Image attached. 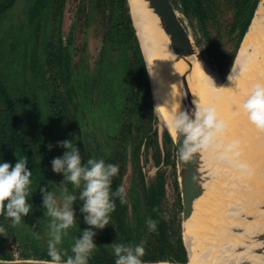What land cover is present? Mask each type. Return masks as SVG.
<instances>
[{
  "label": "trees",
  "instance_id": "16d2710c",
  "mask_svg": "<svg viewBox=\"0 0 264 264\" xmlns=\"http://www.w3.org/2000/svg\"><path fill=\"white\" fill-rule=\"evenodd\" d=\"M57 1L59 2H55L52 8L50 9V16H53V18H55V23L57 24V34L58 38H60L59 30L61 26V20L59 19L60 17L58 18V16H61L63 13V5L65 0ZM172 1L174 2V4L177 5V8L180 11L184 12V14L190 18L191 23L194 26L199 25L204 32L205 30L207 31L209 24L211 26L212 22H215L218 27H236L238 25L236 22L234 25H232L233 21L224 22V15L226 11H230L231 9L233 11L232 19L241 21L238 46L240 42H242L241 40L244 37L248 26H250L251 24V18L254 14L255 9H257L256 7H258L257 5L259 3V0ZM42 2V0H35L33 5L28 8V10L24 11L25 15L23 14L24 20L28 18V23L26 24L33 25L34 30H37L42 19H44V17L46 18V8L45 5L42 4ZM16 3L17 1L15 0H0V22H2V18L5 17L7 14L11 15V18L14 19H18L21 16L19 14L15 15L11 11V9L16 5ZM99 5L100 11L104 14L106 12V8H108L110 11L108 18L109 24L105 32V43H108L109 40H113L117 44V46L120 47L121 51V54H119L117 57L110 56V54L106 51V53L104 54L105 60L103 64H109L110 57L116 59L118 58L119 63L115 64V66L122 65L124 66V68H126L125 76H127V79L129 81L128 83H130L128 85L129 91L133 94V111L135 114V117L132 118L131 123L128 124V127H135L134 122H138L139 118L142 119L139 122L140 125L137 126L136 124L135 128L143 134H137V138L139 139L137 141V147L134 150L132 149V155L134 154L133 159H135L132 162L134 163L135 161L140 166L141 158L139 156H141V148L143 145L146 146V144L143 143V136L146 137L148 132L151 130L153 125L150 126V123L155 122L157 120L153 108L151 88L149 84L145 61L133 28L132 19L129 14V8L126 4V0H106L105 3H100ZM108 5L110 7H108ZM83 9L84 8H82V10ZM17 21L19 22L20 19H18ZM23 30L24 28L22 26L21 31ZM2 31L3 30H1L0 32ZM5 35V38H9L8 41H10V39H12V37L14 36L13 28H7L4 31V36ZM225 39L226 36L224 35L222 37V40L225 41ZM20 47V43H13V45L11 47H8L6 51L2 50L1 55L5 57V55L9 54L11 51H17L16 54H19L20 52L18 53V50L20 49ZM105 50H107V47H105ZM20 51H22L24 55L28 54V57L31 53L29 49H20ZM33 56L36 57V54L31 53L30 57L33 61L31 66H33V64L35 66V58H33ZM16 58H19V56L17 55ZM222 59L223 62L226 63V65H230V61L227 59V57L222 56ZM60 60L62 66L67 68L69 59L61 56ZM11 64L13 65L14 70L13 73L11 72V70L6 72V82H3L0 78V107L4 106V108H0V163H10L11 159L15 155L23 154L24 156H27L28 165L32 168L35 173L38 172L40 175H42L38 182L33 181L32 192H34L35 189L40 190L41 187L45 186L47 187L48 191H50V189H53V185L50 183V180L52 178H54V185L57 184L58 186L61 183L59 180V176L64 180L63 173H58V175H56L55 173H46L45 175V164L49 161L50 157H54V153H57L59 157H62L64 152L68 151L67 149L60 147L57 144L58 141L70 140L74 146H77L79 148L82 163H86L87 160L85 161L82 156V145H80V143L76 144V141H72L75 138L74 131H71V133L66 134L68 135L67 138L62 137L65 134L58 133L61 125V130L67 125L62 121V115L56 110L50 107L47 108V116L45 118L48 122H42L41 118L38 119V121L36 122V126L31 123L26 124L25 126L27 127L22 126L23 124L22 122H20V120L22 118L21 112L23 110H20V99H13L11 96L12 93L10 92L14 91L15 86L10 85L9 78L13 77V75H16L18 73H22L25 76V72L22 71L24 69V65L22 69L21 67L19 68L20 64L19 62L14 60V58L12 59ZM41 68L43 72L44 65H42ZM61 71L64 72V69H62ZM61 71L59 70L60 74ZM99 76L101 77V83L107 81V76L105 77V75L103 74V69L102 72L100 71ZM83 91L88 93V90H84V88ZM50 97L51 95L49 94L48 98ZM52 97H54V95H52ZM49 105L52 104L49 103ZM36 114L37 117H39V112ZM64 114H67L69 117L71 115L69 111L67 113L64 112ZM34 115V113L31 114V121L34 120ZM23 118H25L24 112ZM35 127H37L38 130H35ZM42 132H45V135H47L48 138L46 140L42 139L43 145L40 143L41 145L39 146V140L36 136H39V134H42ZM165 132L166 139L164 146L165 148H167L168 152L171 153V156H174V153L172 151V148H174V146L171 135L169 134L167 129H165ZM114 141L116 143L118 139L115 137ZM154 143L158 145L157 138L154 140ZM49 144L53 145L51 150H49L48 148ZM83 146L88 153L87 159H93V152L91 151L90 146L88 144ZM123 146L124 144H118L116 147L118 148V150H112L117 151L116 153H114L113 157H107V159L104 160L106 164L118 163L119 166V174L113 177L112 179V191H115L119 186L122 185V178L125 174L127 161L126 159L128 157V153L126 151V146L124 147V151L122 150ZM39 149L41 150V154L38 156L37 151H39ZM100 156L104 157L106 155H103L101 153ZM169 156L170 155H167V163H169V161L172 162V158L170 159ZM156 162H159L157 158ZM173 166L174 168H176L174 161ZM134 167H136L135 164ZM160 173L161 174L156 175L154 180L149 184V187H147V183L142 174L140 175V183L142 185L141 188H139V183L134 180V184L132 185L134 194L131 196V202H129L126 198L127 203L122 205L118 197H113L116 204V208L114 212L110 213V224L107 225L104 229H92L93 231L96 230V235L93 237L94 241L96 242V250L90 256L88 264H115L116 257L113 252V245L124 244L126 246H135L140 244L141 241H145V254L141 258L142 261L161 260L159 262H163L166 260H170L183 263L188 262L185 253V246L182 240L181 225L178 223V227H176L177 230H174L175 228L173 226V222H175V218L172 221L167 220L165 216V211L162 207V199L165 196L166 192V175L162 170L160 171ZM176 180L177 177L175 181ZM64 182V184L66 185H62L61 188H69L72 186L71 182ZM176 186L179 191L178 182ZM80 191L81 189H78V195L80 194ZM39 193L42 194L41 191ZM40 198L42 199V196H40ZM132 203L134 204L133 217L135 218V220L136 218H139V221L135 225H133V223H130L128 219V208L129 205H132ZM143 203L144 205L142 206ZM142 207H145V214L143 217H139L138 214L140 210L138 209H141ZM36 208V210H40L44 213L46 211V209L42 206V204L40 205V203L36 206ZM41 208H43L44 211ZM149 218L158 222L157 230L154 232H150L148 229L147 220ZM33 220L35 225H33L34 228H32L33 226H31L29 228L28 233H20L14 231L11 227V218H6L4 215H0V227H3L6 230V235L0 234V258L13 259V255L11 253V245L16 244V241L20 242V244L25 243L24 239L30 237L29 245L32 246V253L34 255H37L38 259H51L48 255V241L50 239V236L45 234L46 228H49L51 218L48 216L37 215ZM82 222L80 223V225H74L75 228L79 229L78 235L71 232L72 230L69 229L68 235L63 237L62 243L57 246L62 254V260H66L68 255H73V253L71 252V248L75 243V240L78 239L81 236L82 231L89 226L85 223L84 220ZM140 226H143L145 231L142 232L140 230ZM37 234L39 237H43L41 238L42 240L40 243V240L37 241ZM8 239L10 243H8ZM20 239L23 240V242L20 241ZM29 245L26 244L27 247H29ZM23 254H25L24 251Z\"/></svg>",
  "mask_w": 264,
  "mask_h": 264
},
{
  "label": "bare ground",
  "instance_id": "6f19581e",
  "mask_svg": "<svg viewBox=\"0 0 264 264\" xmlns=\"http://www.w3.org/2000/svg\"><path fill=\"white\" fill-rule=\"evenodd\" d=\"M130 4L150 69L157 109L168 127L171 118L180 110L181 77L191 69L188 82L194 99L202 106L214 107L217 119L225 125L220 133L227 136L230 127L231 141L241 142L239 146L229 142L220 149V141L214 145L220 134L217 133L206 148L200 149L204 191L195 199L191 215L183 219L182 226L188 248V262L163 261L156 264H238L244 257L251 255V245L248 244L250 236L256 231L264 230V216L261 215L264 214V209H255V204L264 200V131L251 123L242 108L243 101L254 85L264 84V0L260 1L242 39L231 70L233 81L226 79L224 83L228 80V85L223 86L214 81L207 66L196 55L176 58L169 47V36L160 26L159 19L148 9L145 0H130ZM207 75L214 83L209 81ZM216 102H220L219 109L217 105L214 106ZM171 132L176 136L174 129ZM230 145L236 146L237 151L230 153ZM242 150L246 153L247 160H250V165H244V158L240 157ZM226 158L230 159L228 163ZM234 171L240 172L242 181H239L240 176ZM244 175L246 180H243ZM234 176L238 178L242 189H237L236 184L231 186ZM217 180L220 181L219 184L216 183ZM243 193L247 197L244 199L249 202L245 201V206H234ZM241 213L248 218L242 216L240 221L237 215ZM261 224L260 229L258 226ZM193 244L195 251L191 247Z\"/></svg>",
  "mask_w": 264,
  "mask_h": 264
},
{
  "label": "rangeland",
  "instance_id": "374dc122",
  "mask_svg": "<svg viewBox=\"0 0 264 264\" xmlns=\"http://www.w3.org/2000/svg\"><path fill=\"white\" fill-rule=\"evenodd\" d=\"M105 2L106 0H65L64 5H63V13L61 15L63 17V26H62L63 37L65 38V41H68V42H69V39H71L70 42H71V55H72L71 56L72 57V62H71L72 80L78 74L82 73L83 75L86 72L90 77V84H88L87 81L86 83L89 87V91L93 95L94 100H96L97 97L99 98V94H100L99 109L95 108V111L98 112L99 117L102 122L100 120L96 122H88V130L90 131V133L87 132L89 141L94 143L93 144L94 149H91V151L94 152V154L97 156L98 155L100 156V152L106 153L107 150L112 151L113 145L120 143L119 137H117L119 141H117L116 143L113 138H115L116 135L122 132V130L126 127L124 124L129 122L130 118L135 117V114L133 111V107H134L133 94L129 91L128 85L130 83H128L129 81L127 79V76H125L126 68H124V66L122 65L115 66V64L119 63L118 58L116 59V58L110 57L109 64H103L105 60L104 54L106 53V51L112 57L113 56L117 57L119 54H121L120 47H118L117 44L113 40H109L108 43H105V40H104L105 34H106L105 32L109 24L108 18H109L110 11L108 8H106V12L104 14L103 12L100 11L99 4L105 3ZM29 4L30 3L29 2L27 3L25 0L19 1V7L25 9V11L28 10L27 8H29ZM108 7L110 6L108 5ZM82 8L84 9L82 10ZM13 10L14 8H12V12ZM23 14L25 15V13H21V14L19 13V15H21L18 18L20 19L19 22H17L18 19L13 20L10 17H9L10 20L8 22L7 18H5L3 22L2 30L5 31L10 26L15 27L18 23L22 24V22L24 21L25 23H27L28 19L24 20ZM185 18L188 21V23L190 22L189 25L193 31L196 42L201 52L203 53L205 59L211 65L210 67H212L214 71L215 78L219 82H221L218 84L222 86L228 85L227 84L228 80L225 83L224 81L227 79L226 75L233 64L235 54L237 52L236 50H237L239 36H240L241 21L232 19L233 11L230 9V11L229 10L226 11L224 15V22L233 21L232 25H234L236 22L238 24L236 27L235 26L232 28L218 27V25L215 22H212L211 26L209 24L207 31L205 30L204 32L203 29L199 25L194 26L191 23V20L189 17L185 15ZM19 32L20 31L18 28V33ZM224 35L226 36L225 41L222 40V37ZM105 47H107V50H105ZM222 56L227 57V59L230 61V65H226V63L223 62ZM101 69H103V74L105 75V77L107 76V81L103 83L100 82L101 77L98 76L99 71ZM58 71H59L58 68L54 66L53 70H51L50 72L55 73V75L50 76V80H51V84L57 87V89L61 92L67 89V87L62 86V76L61 75L59 76ZM4 78L6 77L4 76ZM22 78L23 79H21V82L23 83L25 82L26 87H27V84L30 83L32 93L33 92L36 93V99H37L36 103L41 105V103H43L41 101L43 98H45L47 91H43L44 88H42L41 84L37 85V82L33 83L32 81H29L28 79L24 77ZM37 81L41 82L39 79H37ZM85 102H87L86 99L84 100V103ZM214 106H216L217 109H219L220 102L214 103ZM157 125L159 127V133L161 135V141H162V131L164 130L165 124L163 122H157ZM103 133L104 135L102 136ZM130 133L133 134L132 131ZM227 136H229V138ZM227 136H225L223 133H220L219 136L214 141V145L217 144L218 141H220L218 143H221V146H222V147L220 146V149H221V148H224L226 144L228 145L229 142L237 144V146H239V143H241V142H237V140H235L236 143L235 141H231L232 139H230V137L232 136V131L230 130V127L228 129ZM62 137H67V135H64ZM103 137H105V140L103 139ZM136 147H137V141L136 142L131 141L130 144L128 145V152H129L128 167L130 168V170H133V167H134V163L132 162L133 157H132V154L130 155V151H132V149H135ZM114 149L118 150V148H114ZM233 151H237L236 146H232V148H230V153ZM116 152L117 151H113V154ZM156 152H157V148L153 142H151L149 145H146V146L143 145L141 148V154H140L141 155L140 158L142 161V164L140 166L141 168H143L142 172L144 173L145 181L148 184H150L154 180L158 170H162L165 173L166 192H165V196L162 199V207L165 211V216L167 220L172 221L175 218V222H173V226L175 228L174 230H177L176 227H178V223L181 224L182 222V226H183L182 197H181L180 187L178 191L177 186H176L177 180L175 181L176 177L178 178V173H177L176 168H174L173 166V162L169 161V163L167 164H165V162L164 163L162 162L160 163L161 164V167H160L159 166L160 164L156 162V157H157ZM165 152H166V149L162 145L163 158H164ZM243 153L245 152H243L242 150L241 158H244V159L246 158L247 160L246 153L244 154V157H243ZM55 157H59L57 153H54V157H50L51 161ZM171 158H172L171 160L174 159L173 161L175 163V166H177L175 151H174V156H171ZM229 160H227L226 158V163H228ZM116 165H118V163H116ZM135 165L137 169L139 170L140 169L139 164L135 162ZM244 165H246V163H244ZM120 166H121V163H120ZM174 170L176 171V173ZM238 171H234V173H236L238 177L240 176L239 181H242L241 174H239L240 172ZM56 175H58V173H56ZM229 175L232 176V174H229ZM246 178L247 177H245L244 175L243 180H246ZM134 179H136V181L139 183V188H141L142 185L139 182V179H140L139 173L138 174L136 173V177ZM59 180L61 182L59 186L57 184L54 185V178L50 180V183L53 185V189H50V191L54 193V195L56 196L58 200L61 195V190H62L61 186L66 185L64 184L65 182L60 176H59ZM231 180H232L231 186L236 184L238 186L237 189L239 187L242 189V186L240 185V183H238L237 181L238 178L236 176H234ZM250 182L251 181H249V183ZM216 183L219 184L220 181L217 180ZM178 184H179V181H178ZM247 184H248V181H247ZM122 186L126 190V198L128 199L129 202H131L130 201L131 196L134 194V191L132 189L131 182L128 179H126V176H124L122 179ZM67 189L70 194L77 196V200L73 202V209H74V214L76 217V224L80 225V223L84 220V213L80 212V208L83 205V201L79 199L78 197L79 195L77 193L78 189L74 188L73 185ZM244 198H247L245 193H243L242 196H239V201H236L237 204L234 206L236 207L245 206L246 205L245 201L249 202V200H246ZM240 199L243 202L242 201L240 202ZM27 200H28V203L32 205L31 211L33 210L32 212L34 213V215L38 214V211L33 209L34 205L32 201L29 199V197L27 198ZM40 202L42 203V199H40L39 201L38 200L35 201L36 205H39ZM143 205L144 203L142 204V206ZM133 207H134L133 203L132 205H129L128 219L130 223H133V225H135L139 221V218H136L135 220V218L133 217V213H134ZM138 210H140L138 216L143 217L145 214L144 212L145 207H142L141 209H138ZM30 212L28 215L22 217L23 220L21 224L13 227L14 231L20 232V233L29 232V228L32 225L31 220H30L31 219ZM241 214L237 215L240 221L242 220V216L245 217V219L248 218L243 213ZM33 224H34V220H33ZM74 225L70 228L72 230L71 232L78 235L79 229L75 228ZM262 225L263 224L259 225L258 228H260ZM34 226L32 228H34ZM89 227L91 226H88L86 228H89ZM96 230L94 231L96 232ZM140 230L142 232L145 231L143 226H140ZM49 232H50V229L46 228L45 234L50 236ZM192 236H194L193 233H192ZM41 238L43 237H39L37 240V241L40 240L39 243L42 240ZM20 241L23 242V240L21 239ZM24 242L29 245L30 237L25 238ZM193 242H194V239H193ZM8 243H10L9 239H8ZM15 243L16 244H14V247H16V249L17 248L20 249V252L24 251L26 254L25 257L37 258V255H34L32 253V249H30V247H27L25 243H22L24 245L20 244V242H17V241ZM191 247L195 251V248H196L195 245L193 244V246ZM185 253L187 257V249H185ZM22 257L23 256H21V253H20V255H18L16 258H22Z\"/></svg>",
  "mask_w": 264,
  "mask_h": 264
},
{
  "label": "clouds",
  "instance_id": "9594fccd",
  "mask_svg": "<svg viewBox=\"0 0 264 264\" xmlns=\"http://www.w3.org/2000/svg\"><path fill=\"white\" fill-rule=\"evenodd\" d=\"M207 76L209 81L214 83L213 79ZM227 79L233 81L232 72ZM193 103L195 110L191 116L187 112H178L169 123V129L176 132V142L178 133L186 136L179 148L185 161L197 153L198 149L206 148L215 135L225 128L224 122L217 119L214 107L202 106L196 100ZM242 108L251 123L264 131V84L254 85L243 101ZM57 144L68 151L64 152L62 157H56L51 161L52 170L55 173H63V181L71 182L74 188L81 189L78 196L83 201L80 212L86 214L84 221L91 227L85 228L81 236L75 240L71 248L73 255H68L66 260H62V254L57 246L62 243L63 237L68 235V230L76 224L73 202L77 200V196L70 194L67 187H64L58 200L46 186L41 187L42 206L46 209L45 215L51 218L48 241V255L51 258L49 264H88L90 256L96 250V242L93 239L96 232L92 229H104L110 224V213L116 208L113 197H118L122 205L126 204V190L122 185L115 191L111 189L113 177L119 174L118 165L106 164L103 159H87L86 163H82L79 148L70 140L58 141ZM52 147V144L48 145L49 150ZM27 164L26 156L19 158L14 167L8 162L0 163V215L11 218L13 227L21 224L22 217L28 215L32 209L27 200L32 172L27 168ZM157 224L156 220L151 218L147 220L150 232L157 230ZM0 234L6 235L3 227H0ZM144 245L145 241L135 246L113 245L115 264H142Z\"/></svg>",
  "mask_w": 264,
  "mask_h": 264
},
{
  "label": "flooded vegetation",
  "instance_id": "af4514ba",
  "mask_svg": "<svg viewBox=\"0 0 264 264\" xmlns=\"http://www.w3.org/2000/svg\"><path fill=\"white\" fill-rule=\"evenodd\" d=\"M17 1L13 13L15 15L17 14H21L24 13L25 9L20 8L19 7V1L21 0H15ZM27 3L29 2V8L33 5L35 0H25ZM42 4L45 5L46 8V18L44 17V19H42L40 25L38 26L37 30H34V26L30 25V24H26L25 21L22 22V24H17L15 27L14 26H10L11 28H13V34L14 36L12 37V39H10V41H8L9 38H5L6 35L4 36V30L2 32H0V68H1V75L0 78L3 82H6L7 78H4V76L6 77V72L11 70V72L13 73V65L11 64L12 59L14 58V60H16L17 62H19V68L21 67V69L23 68L24 65V69L22 71L25 72V76L22 73H18L16 75H13V77H10L9 81H10V85H14L15 89L12 93V98L13 99H20V110H23L21 112V120L20 122H22V126L23 127H27L25 126L26 124H33L34 126H36V122L38 121V119L42 118V122H48L46 120V116H47V108L50 107L54 110H56L58 113H60L62 115V121L67 125L65 126L62 130V125L60 126L59 132L61 134H69L71 133V131L75 132V138L72 141H76L75 143L78 144L80 143V145H82V156L84 158V160L86 161L88 158V153L87 150L84 148L83 145L88 144L90 146L91 149H94L93 146V142H90L88 139V135L87 132L90 133V131L88 130V122H96V121H101L98 112L95 111V108L99 109V102H100V94H99V98L97 97L96 100H94L93 95L91 94V92L89 91V87L87 89V83L90 84V77L89 75L85 72L83 75L78 74L77 76H75V78L72 80V74H71V62H72V55H71V39H69L68 41H65V38L63 37V30H62V26H63V17L62 16H58V18L61 20V26H60V30H59V36L60 38H58V34H57V24L55 23V18H53V16H50L51 14V8L53 6V4L56 2L58 3L56 0H42ZM174 3V2H173ZM176 5V4H175ZM19 7V8H18ZM177 7V5H176ZM28 9V8H27ZM19 10V11H18ZM12 11V9H11ZM11 16H9V14H7L5 17L2 18V22H0V25L3 26V22L4 19L7 18V21L9 22ZM48 17V19H47ZM13 20H15L14 18H11ZM28 19V18H26ZM18 22V21H17ZM28 23V21H27ZM13 24V22H12ZM56 24V25H55ZM2 26H0V31L2 30ZM23 26L24 30L21 31V27ZM6 28V27H5ZM9 28V27H8ZM18 28H19V33H18ZM17 30V31H16ZM15 32V33H14ZM13 43H20L21 47L20 49H29V51L31 53H35L36 57L33 56V58H35V66L33 64V66H31V64L33 63V61L31 60V53L28 57V54L24 55L22 53V51H20V49L18 50L19 54H16L15 51H8L9 54H6L5 57H3L1 55L2 50L6 51L8 49V47H11L13 45ZM5 45V46H4ZM60 50V53H59ZM19 56V58H16V56ZM61 56H63L64 58H68L69 62H68V67H63L61 64ZM4 62V63H3ZM44 65V69L42 72V68L41 66ZM27 66V67H26ZM58 68V70H62L64 69V72L58 71L59 76H62V86L67 87V89H65L64 91H59L57 89V87L53 86V84H51V80H50V76L55 75V73L50 72L51 70H53V67ZM49 70V71H48ZM102 72V69L100 70ZM99 71V74H100ZM4 75V76H3ZM99 76V75H98ZM8 77V76H7ZM22 77L28 79L29 81L37 82V85H42L43 91H47L46 92V96L45 98H41L43 103L38 104L37 99H36V93H32L31 87H30V83L26 84L25 82H21V79H23ZM37 79H39L41 82H38ZM72 81V83H71ZM87 81V83H86ZM53 86V87H52ZM69 88V90H68ZM84 90H88V93L83 91ZM136 88V87H135ZM41 90V89H39ZM38 90V91H39ZM37 91V92H38ZM49 94L51 95L50 98H48ZM52 95H54V97H52ZM87 100V102L84 103V100ZM44 100V101H43ZM45 102V103H44ZM52 104V105H49ZM0 108H4V106H1ZM70 112V117L66 114H64V112ZM23 112L25 114V118H23ZM39 112V117H37V114ZM34 113V120L31 121V114ZM88 119V121H87ZM132 118L129 119V122H127L126 120V124H124L126 127L122 130L121 133H119L118 135H116L115 137H119L120 143L119 144H124L122 150L124 151V147L126 146V151H127V155H129L128 152V145L130 144L131 141H138L139 139L137 138V134H143L142 132L138 131V129H136V124L137 126L140 125L139 122L142 120L141 118L138 119V122H134L135 123V127H128V124L131 123ZM50 121V120H49ZM102 122V121H101ZM133 124V122H132ZM152 126L151 130L148 132L147 136H143V143L144 144H150L151 142L154 143V140L157 138L158 139V145H156L157 148V159L159 160V162L157 163H164L167 164V155L171 156V153L168 152L167 148H165L164 143H165V139H166V132L165 129L162 131V141H161V135L159 133V127L157 125V122H151L150 126ZM29 129V127H28ZM27 129V130H28ZM35 130H38L37 127H35ZM56 131V130H55ZM133 132L130 133V132ZM103 132V131H102ZM155 132V134H154ZM37 134V133H35ZM45 132H42V134H39V136H36L37 139L39 140V146L42 144V139L46 140L48 137L47 135H45ZM104 135V133L102 134V136ZM71 136V135H70ZM68 137V135H67ZM65 137V138H67ZM32 138V137H31ZM35 139V136H34ZM58 139V138H57ZM103 139L105 140V137H103ZM114 139V138H113ZM118 140V141H119ZM104 142V141H102ZM41 143V144H40ZM43 145V144H42ZM115 144L112 147V150L114 148H116ZM162 145L164 146V148L166 149V152L164 154V158H163V153H162ZM142 146V145H141ZM145 146V145H144ZM44 147V146H43ZM47 147V145H46ZM134 150V149H133ZM56 152V151H55ZM83 152L85 153V156L83 155ZM38 156L41 154V150L39 149V151H37ZM106 155L104 157L102 156H97L94 154V152L92 153L93 155V159L95 160H106L107 157H113V151L107 150L106 153L100 152V154ZM133 153V151H130V155ZM134 155V154H133ZM132 155V157H133ZM24 155H15L12 159L10 164L14 167L15 163L17 162V160L19 158H22ZM53 156V155H52ZM169 156V158L171 159V157ZM27 157V156H26ZM140 157V156H139ZM126 168H125V174L124 176H126V179H128L131 184H134V179L136 177V173H139V176L142 174L144 176V173L142 172L141 166L140 169L138 170L137 167H133V170H130V168L128 167V157L126 159ZM135 160V159H133ZM132 160V161H133ZM135 164V161H134ZM141 165V162H140ZM161 167V164L159 165ZM27 168L32 172V176L30 177L31 179V184L29 185V199L32 201L33 203V209L36 208V203L35 201H39L41 198L39 197L40 194V190L35 189L34 192L32 189V185H33V181H39L40 177L42 175H40L38 172L35 173L32 168L27 164ZM45 175L46 173H55L52 170V164H51V159H49V161L45 164ZM144 171V170H143ZM161 170H158L157 174H161L160 173ZM145 172V171H144ZM56 174V173H55ZM156 174V175H157ZM123 176V177H124ZM145 178V176H144ZM123 179V178H122ZM140 182V179H139ZM177 182H178V178H177ZM138 183V182H137ZM147 183V182H146ZM167 186V184H166ZM147 187H149V184L147 183ZM41 189V188H40ZM166 189V187H165ZM40 198V199H39ZM42 203L40 202V205ZM40 208V207H39ZM43 211L44 209L41 208ZM33 211V210H32ZM30 212V216H31V226H33V219L38 215V216H47L45 215L44 212H41L40 210L38 211L37 215H34L33 212ZM36 222V220H35ZM11 225H12V221H11ZM13 228V226H11ZM30 249L32 248V246H30ZM28 249V248H27ZM11 253L13 255V258H16L18 255L23 256L22 258H25L26 254H23V251L20 252V249H16V247H14V244L11 245ZM25 255V256H24ZM28 258V257H26ZM30 258V257H29Z\"/></svg>",
  "mask_w": 264,
  "mask_h": 264
},
{
  "label": "water",
  "instance_id": "95a60500",
  "mask_svg": "<svg viewBox=\"0 0 264 264\" xmlns=\"http://www.w3.org/2000/svg\"><path fill=\"white\" fill-rule=\"evenodd\" d=\"M147 3L148 9L153 12V14L159 19L160 26L164 30V32L169 36L170 43L169 47L173 50V52L176 55V58L181 59L183 57L196 55L199 60L203 62L205 66H207L208 71L210 74H212V78L217 83L219 82L215 76L214 71L211 65L208 63V61L205 59L203 53L201 52L195 36L193 34V31L190 27V22L185 18V14L180 11L176 5L173 3L172 0H145ZM261 0H259L260 3ZM127 6L129 8V14L132 19L133 28L136 34V37L138 39L142 55L145 61V66L147 69L149 84L151 88V95H152V102H153V108L154 112L157 108V102L154 98L153 94V87H152V79L149 72V66L146 60V56L144 54L140 38L137 33L136 26L134 24L133 16H132V9L130 0H126ZM140 2V0H139ZM259 3L257 6H259ZM257 8V7H256ZM256 11V9H255ZM254 14L251 18H254ZM250 21V23H251ZM249 27V26H248ZM248 29V28H247ZM247 31V30H246ZM246 33V32H245ZM245 35V34H244ZM243 39V38H242ZM242 41V40H241ZM241 42L238 46L233 64L228 71L226 78L228 74L233 70L237 53L240 48ZM191 72V69L187 71L185 74L181 77V98H180V110L179 112H187L190 116L192 115L193 111L195 110V104L193 103L194 96L192 93V90L190 88V84L188 82V74ZM225 78V79H226ZM224 79V80H225ZM223 80V81H224ZM159 111L155 112L156 121L157 122H163L165 124L164 129H167L169 134L171 135L173 146L172 151L176 152V161L177 166L176 170L178 173V181H179V187L182 197V203H183V211H182V217L183 219H187L190 217L191 212L193 210V204L196 198H198L202 192L204 191L203 182L204 178L202 177V173L200 172V149H198L197 153H194L189 160L185 161L182 159L179 148L183 144V140L186 138L185 134L178 133V141L176 142V136H174L169 129L166 121H164L161 118V115L159 114ZM194 118V117H193ZM221 146V143H219ZM83 155L85 156V153L83 152ZM239 156V155H238ZM241 157V156H240ZM174 160V159H173ZM172 160V162H173ZM244 163L249 164L250 160H243ZM251 163V162H250ZM208 171V170H207ZM217 174V173H216ZM264 199V198H263ZM255 209H264V200H260L258 204H255ZM264 216V214H261ZM183 221V220H182ZM181 231H182V239L185 246V249H187V261H188V248L184 241V235H183V229H182V222H181ZM248 244L251 245V255L250 257H244L238 264H264V230L262 231H256L254 235L250 236V241H248ZM241 249V246L239 247ZM50 260L47 259H38V258H13V259H2L0 258V264H49ZM161 260L158 261H142V264H156ZM173 262V261H171ZM176 262V261H174Z\"/></svg>",
  "mask_w": 264,
  "mask_h": 264
}]
</instances>
